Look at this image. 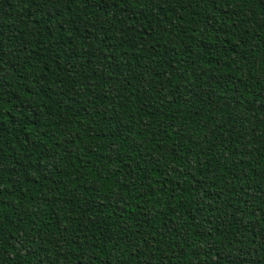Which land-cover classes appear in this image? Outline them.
<instances>
[{"label": "trees", "instance_id": "trees-1", "mask_svg": "<svg viewBox=\"0 0 264 264\" xmlns=\"http://www.w3.org/2000/svg\"><path fill=\"white\" fill-rule=\"evenodd\" d=\"M0 264H264V0H0Z\"/></svg>", "mask_w": 264, "mask_h": 264}]
</instances>
